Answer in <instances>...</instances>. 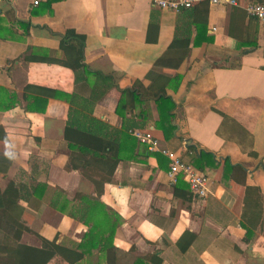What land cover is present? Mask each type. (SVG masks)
Returning <instances> with one entry per match:
<instances>
[{
  "label": "crops",
  "instance_id": "crops-1",
  "mask_svg": "<svg viewBox=\"0 0 264 264\" xmlns=\"http://www.w3.org/2000/svg\"><path fill=\"white\" fill-rule=\"evenodd\" d=\"M238 1L209 5L204 22L200 9L154 0H0V192L10 183L22 192L21 244L40 248L41 237L83 253L48 264H264V24L243 9L264 0ZM93 72L116 85L92 112L112 127L123 125L122 90L173 99L167 140L155 129L156 102L127 117L144 109L160 149L190 164L211 154L216 162H200L208 198L183 179L172 185L168 158L138 140L100 196L66 169L69 142L80 139L71 98L92 96ZM77 195L89 197L86 223L69 215Z\"/></svg>",
  "mask_w": 264,
  "mask_h": 264
},
{
  "label": "trees",
  "instance_id": "trees-1",
  "mask_svg": "<svg viewBox=\"0 0 264 264\" xmlns=\"http://www.w3.org/2000/svg\"><path fill=\"white\" fill-rule=\"evenodd\" d=\"M195 6L192 8H197V11L198 9L202 10L205 22L209 8L208 2L202 1ZM201 17L197 14L196 24H203ZM229 33L232 36H236L232 31ZM255 39L258 40V37L255 36ZM83 69H85L86 73L91 74L87 67L83 66ZM92 74L96 77L92 96L86 100L82 99L81 104L78 103L75 97L71 98V104L79 107L75 108L71 129L78 133L80 139L75 142H69L70 154L66 169L69 171L77 170L85 179L92 181L96 195L100 196L103 193L104 185L113 181V171L116 164L120 160L125 159L121 153L124 150L127 151L128 147H131L133 143L134 145L137 144V139L128 132L133 130L147 131V115L144 109L138 115L134 114L129 118L127 114L133 108H136L137 104L145 106L148 101L156 102L159 120L156 122L155 129L157 132L163 133L164 139L167 140L173 136L176 129L173 124V111L176 104L165 91L145 94L140 92L136 86L122 90L116 113L123 119V125L121 128L112 127L94 118L92 112L96 103L110 88L116 87V85L112 79L106 76L94 72ZM129 138L132 139L130 143L127 141ZM205 158L213 161L211 154L201 151L192 158L191 162L207 176L204 172L205 169L200 163ZM14 186V183H10L4 191L0 192V233L2 236L0 253L6 256L0 255V260L3 262L5 259L4 262L6 261L7 264H48L56 256H59L70 263L80 261L83 258V253L66 248L55 241L40 237V248L20 243L23 233L29 232V229L21 222L22 211L18 203L22 192ZM88 198V196L77 195L75 198L77 203L69 212L72 218L81 223L87 222L86 217L90 209L87 205ZM143 261L140 260V262ZM151 264L157 263L152 262Z\"/></svg>",
  "mask_w": 264,
  "mask_h": 264
},
{
  "label": "built area",
  "instance_id": "built-area-1",
  "mask_svg": "<svg viewBox=\"0 0 264 264\" xmlns=\"http://www.w3.org/2000/svg\"><path fill=\"white\" fill-rule=\"evenodd\" d=\"M41 0H33L34 5H38ZM206 1L210 6L239 7L238 0H154L156 6L172 11L190 9L196 4ZM247 15L264 24V4L249 3L243 7ZM131 134L142 144L148 146L150 150L161 151L169 160L167 177L174 185L183 179L188 183L191 193L198 199H206L211 195L209 178L202 171L185 161L181 155L166 149H160L159 141L150 132L139 130L131 131Z\"/></svg>",
  "mask_w": 264,
  "mask_h": 264
},
{
  "label": "clouds",
  "instance_id": "clouds-1",
  "mask_svg": "<svg viewBox=\"0 0 264 264\" xmlns=\"http://www.w3.org/2000/svg\"><path fill=\"white\" fill-rule=\"evenodd\" d=\"M6 155H7V153H6Z\"/></svg>",
  "mask_w": 264,
  "mask_h": 264
}]
</instances>
